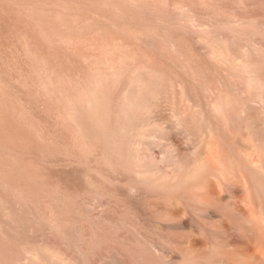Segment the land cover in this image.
<instances>
[{"label": "bare ground", "instance_id": "bare-ground-1", "mask_svg": "<svg viewBox=\"0 0 264 264\" xmlns=\"http://www.w3.org/2000/svg\"><path fill=\"white\" fill-rule=\"evenodd\" d=\"M0 264H264V0H0Z\"/></svg>", "mask_w": 264, "mask_h": 264}]
</instances>
